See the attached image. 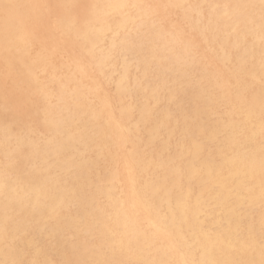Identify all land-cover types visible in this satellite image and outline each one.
I'll return each instance as SVG.
<instances>
[{
  "label": "rangeland",
  "instance_id": "1",
  "mask_svg": "<svg viewBox=\"0 0 264 264\" xmlns=\"http://www.w3.org/2000/svg\"><path fill=\"white\" fill-rule=\"evenodd\" d=\"M26 1L17 0L20 8L25 5V7L30 8L29 15L27 12L22 21H20V28L15 29L13 27L8 29L6 27L8 41L1 40L0 35V182L2 183H0V203L5 204L4 206L0 205V264H84V262L91 264V261L95 260L94 257L98 250L96 249L97 244L99 243L101 249L104 250L108 241L105 239L106 236L104 235V237L99 231L97 225L99 223L98 217L91 218L90 214L97 213L102 208H105L106 211L108 210L103 193L111 195L118 203L122 201L123 192L125 191V175L122 165L129 153L133 152L135 156L136 152L135 159L140 158V163H135L134 166H136L138 178L141 182L155 185L156 179L161 176V170L147 168L148 161H152V164L154 162L158 164L163 160L174 161L181 152L179 144L182 141H187L188 143L193 141L205 149V159L188 161L187 166H192L191 168H201L206 161V163L210 162L212 156L226 150L225 147L229 138L225 137L226 134L223 136L221 132L228 127V119L225 116L230 111L231 104L225 103L222 98V96L224 97L222 91L215 82L212 83L210 80L212 76L218 74L230 75L229 71H227L229 65L221 64L222 51L216 43L210 40L211 36L207 38L201 36L198 29L192 27L194 26L192 24L194 19L182 20V9L177 5L175 8L172 2L168 4L167 0L146 2L147 9L151 11V18H149L148 23L155 22L156 27L164 33L165 38H170V36L177 38L178 48L182 49L183 43L186 41L192 43L191 52L196 63L191 66L187 65L193 73L192 84L194 90L192 87H187L184 83H180V87L177 86V88L170 83L169 80L176 75V71L169 69L171 66L166 61L159 59L153 54L152 50L156 43L148 36L146 27L148 24L140 26L136 33L126 29L121 32L122 34L120 33V37L114 34V31L107 32L105 40L98 43V47L95 46V48L88 50L74 36L76 32L73 31L78 33V30L81 29L79 34H82L85 26H98L93 19L92 21L84 18L85 10L88 9L89 5L95 4L94 1L96 0H28L27 4L25 3ZM57 2H60L61 5ZM76 3L86 5V7L78 10L72 9L70 6ZM195 4L203 8L206 16L211 10V8L208 10L206 3L202 4V0H190L188 3V5ZM68 6L71 8H69L70 10H67ZM42 10L44 11L42 12ZM0 14V34H3L7 21L4 19L6 15L2 12ZM76 14L79 16L78 20L75 19ZM66 17L68 19L70 17L73 18L69 19L70 28H67L69 24L65 22ZM53 19L54 23L52 22ZM45 20L46 23L48 21L47 24L49 26L44 23ZM140 20L138 18L137 22ZM58 26L63 28H58ZM72 38L74 39L72 40ZM123 45L125 46L123 47ZM121 48L123 49L121 50ZM107 51H110L114 61H112L111 65H107V68H102L98 63L101 62L102 53ZM38 53L43 60L37 58L40 57ZM34 61L37 62L35 63ZM229 68H232V65ZM56 70L57 72H53ZM76 72L78 75L75 74ZM69 75H73L72 78ZM20 86L21 88L19 89ZM232 86L233 80H230L228 88L231 89ZM15 89L17 92L14 91ZM200 89L204 91H200ZM7 90H9L10 94ZM197 90L203 92L201 95L204 96L203 99H201L202 97L200 98L198 105H196V98H194L197 96L195 95ZM30 92H33V94ZM157 92L160 93V96L155 97ZM158 97L159 99H156ZM7 98L12 99V101ZM23 98L24 101H22ZM218 99L222 101L220 102ZM18 101H21L20 107ZM14 107L19 108L15 110ZM9 110L12 114L8 113ZM15 113L17 114L16 116ZM195 117L196 119H194ZM21 122L22 124L19 125ZM112 125H117L119 130L124 132L122 145L116 143L118 132ZM156 125L158 126L156 127ZM43 127L47 128L44 129ZM153 129L154 131H152ZM169 130L174 132V134L169 132ZM151 136L153 138L156 137L159 144L153 147L148 146L146 141L152 138ZM163 142L166 143L164 144ZM161 149H163V152L160 151ZM156 156H159V158ZM176 161L178 162L177 159ZM6 163L7 165H5ZM171 164L168 166L173 167L174 171H176V168ZM200 164L202 165L200 166ZM48 168L50 169L49 171H47ZM81 168L83 169L81 170ZM84 173L86 174L84 175ZM169 173L171 175H169L168 180L170 183L172 182V188L175 189V173ZM59 179L64 186L68 185L69 190H66V192L68 191L67 193L62 191L63 195L58 196V198L61 196L69 198L72 195H78L79 198L69 200L66 207L62 210L61 217L55 219L53 216L54 198H51L52 201L50 200L49 203L41 205L37 203L35 194L47 186H52L53 182ZM7 180L10 181L8 182ZM18 185H22L26 198L29 200L33 199L29 201L30 220L27 223H23L13 218L14 221L11 223H14V225L3 232L10 223V216L17 210L16 202L21 198L19 194H16ZM190 186L196 187V183L192 182ZM98 190L100 191L98 192ZM161 203L164 205L168 204L164 199ZM245 206L248 210L251 209V202L245 200ZM259 208V206L255 207V212L252 211V214H257ZM86 209L89 211L88 214L85 212ZM91 210L93 211L91 212ZM15 220L18 221L15 223ZM106 220L110 221L109 216ZM31 227L32 229L29 231ZM209 227L212 228V226ZM213 228L219 230L218 227ZM141 229L147 231L149 229L148 223L143 224ZM105 231L108 235L106 238L111 239L107 227ZM5 235V239H3L2 237ZM159 246L162 247V245Z\"/></svg>",
  "mask_w": 264,
  "mask_h": 264
},
{
  "label": "bare ground",
  "instance_id": "2",
  "mask_svg": "<svg viewBox=\"0 0 264 264\" xmlns=\"http://www.w3.org/2000/svg\"><path fill=\"white\" fill-rule=\"evenodd\" d=\"M21 1H23V0H21ZM27 1L25 2L26 4H27ZM49 1H51V0H49ZM57 1H59V0H57ZM64 1H67V0H64ZM148 1L153 2L156 0H96V1H94L95 4L89 5L88 9L85 10L86 13H85L84 18L85 19H91V20L93 19L95 21V23H97L98 26H95V27L85 26L82 34L81 33L79 34V31L81 32V29L78 30V33H77V31H73V32H76L74 36H76L77 39L80 40L82 42V44L85 45L88 50H90L92 48H95V46H97L98 43H101L102 41L105 40V35L107 32H113L114 31V34H116L118 37H120V33L126 29L136 33V32H138L140 26L148 24L146 26L148 29V36L153 41H155L154 43H156L153 50H152L153 54L156 57H158L159 59L161 58L164 61H166L167 64H169L171 66V67H169V69H174L176 71V75L174 77H172L171 80H169L170 83H172V85L176 88H177V86L180 87L179 86L180 83H184L187 87L193 88L194 87L192 84L193 83V73H192L191 69L189 68V66L187 65V64H189L191 66V65H194L196 63V61L194 60V56L191 52V48L193 47L192 43L186 41L183 43L182 49L178 48L177 38H174V36H170V38H165L164 33L161 32L158 27H156L157 25L155 24V22L148 23L149 18H151V11L148 10L147 6H146V2H148ZM167 1H168V4L170 2H172L174 4L175 8L177 5L182 9V12H183L182 20L183 19H187V20L194 19V21L192 22V24L194 26H192V27H195L196 29H198V32H200L201 36H203L205 38H207L208 36H211L210 40L213 43H216L218 45V47H220V50L222 51L221 57H220L221 58V64L223 63L224 65H229L228 66L229 70L227 69V71H229L230 75L224 76L222 74H218L216 76H212V78L210 80V82L212 81V83L215 82V84L218 85V88L222 91V93L224 95V97L222 96V98L225 100V103L231 104L230 111L228 110L229 112L225 116L228 119V124H227L228 127H227V129H224L221 132L223 134V136L226 134L225 137L229 138V140L227 141L228 144L225 147L226 148L225 151H223L219 154H215V156H212L210 162L206 163L207 162L206 161L205 164L201 168L200 167L191 168L192 166L191 167L187 166L188 161H194V160H198L201 158L205 159V157H206L204 155L205 149L203 148V146H200L198 143H195L193 141L190 143H188L187 141H182V143L179 144V147H181V152L180 153L178 152L179 156L177 158H175L174 161L163 160L158 164L156 162H154L152 164V161H148L149 162L148 165L146 164L147 168H157V169L161 170V172H160L161 176L158 177V179H156L157 182L155 185H150L148 183L143 184L141 182V180L138 178L136 166H134L135 163H138V164L140 163V158L135 159L136 158V152H135V156H134L133 152L129 153L127 155V157L124 159L123 165H122L123 172L125 175V177H124L125 178V191L123 192L122 201L120 203H118V201L116 199H114L111 195L105 194L102 192L104 194L103 196H104V200H106L105 202L107 204L108 210L106 211L105 208H102V210H99L98 212L96 211L97 213H91L90 214L91 218L92 217H94V218L98 217L99 223H97V225H98L99 231L102 233V235L103 236L105 235L106 237H108V235L105 231L106 227H107L108 233L111 235V239H107L104 236L105 239L108 241L106 248L104 250L101 249V246L99 243L97 244V248L96 247L95 248L98 250L96 252V256L94 255L95 260H92L91 264H119V262H121V261H138V262H141V264H185V261H204V260H243V261L252 262V264H260V261L262 259H264V228H262V217H264V208H261L262 206H261L260 186H259V152H260V138H261L260 122H261L262 99H264V83H262V77H264V64H262V52H264V33L261 32V28H260L259 7L257 6L255 9H245V8L238 7V5H243V4H248V3H255L256 5H258L259 0H202V4L206 3L205 5H207L208 10L211 8V10H209L207 16L204 14L203 8H201L197 4L188 5L190 0H167ZM39 2H41V1H39ZM60 2H57V3L60 4ZM3 4H14V5L18 6L16 8L12 9L10 14L7 15L6 18H4V19H6L7 23L4 26L5 27L4 33L0 34V35H1V40L8 41L9 38L6 36L8 31H6V29L7 28L12 29L13 27L15 29L20 28V21H22L23 17L26 15L27 12L29 15L30 8L25 7L26 5L23 8H20L18 3H17V0H0V12H2V13H4V9L2 7ZM37 4H39V3H37ZM76 4H78V3H76ZM40 7H41V5H40ZM47 8H48V6H47ZM49 8L51 9L50 6H49ZM69 8L70 7L68 6L67 10L71 9V8L70 9ZM63 10H66V9H63ZM43 11L44 10H42V12ZM82 11H83V9H82ZM56 12H58V11H56ZM34 13H35V11H34ZM67 13H68V11H67ZM58 14H59V12H58ZM78 14L80 15V13H78ZM44 15H45V13H44ZM54 15H56V14H54ZM70 18H72V17H70ZM138 18H140L141 20L137 22ZM1 19H3V18H1ZM38 19H40V18H38ZM45 19H46V16H45ZM69 19L67 17H66V20L64 19L67 24L70 23ZM82 21H83V19H82ZM52 22L54 23V19ZM44 23H46V20ZM47 23H48V21H47ZM50 26H52V25H50ZM61 26H58V28ZM2 27H3V24H2ZM70 27H71V25L69 24L67 26V28H70ZM61 28H63V27H61ZM76 28H77V26H76ZM54 30L55 29L53 28V31ZM61 34H64V33H61ZM31 35H32V33H31ZM126 37L128 38V36H126ZM23 38H24V36H23ZM73 39L74 38H72V40ZM124 39H125V37H124ZM112 46H114V45L112 44ZM124 46L125 45H123V47ZM41 47H42V45H41ZM122 49L123 48H121V50ZM178 49H181V50H178ZM81 51H82V49H81ZM44 53H45V51H44ZM89 53H90V51H89ZM48 54H49V52H48ZM74 54H76V53H74ZM38 55H40V54L38 53ZM50 55H51V53H50ZM83 55H85V54H83ZM66 56H68V55H66ZM21 57L24 58L23 56H21ZM30 57H32V56H30ZM79 57H81V56H79ZM37 58H39V60H40V58L42 59L41 55H40V57H37ZM50 59H51V57H50ZM94 60H96V59H94ZM112 61H114L113 57H112L110 51L109 52L107 51V52L102 53L101 62H99L98 64H100V66H102V68H104V67L107 68L106 66L111 65ZM49 63H50V61H49ZM65 64H67V63H65ZM231 65H232V68H229ZM225 69H226V67H225ZM73 71H71V72H73ZM75 71H77V70H75ZM81 71H83V70H81ZM53 72H57V70L53 71ZM93 72H96V71H93ZM40 73H42V72H40ZM75 74H77V72ZM84 74L86 75V73H84ZM4 75H6V74H4ZM98 75H99V73H98ZM69 76H71V75H69ZM72 76H71V78H72ZM2 77H4V76H2ZM72 80H69V81H72ZM230 80H233V86L231 89L228 88ZM66 81H67V79H66ZM5 86H7V85H5ZM13 86H12V88H13ZM16 88H18V87H16ZM20 88H21V86L19 87V89ZM9 90H11V88H9ZM9 90H7L8 93H9ZM193 90H194V88H193ZM14 91H16V89ZM200 91H204V90L200 89ZM10 92L12 93V91H10ZM55 92H57V91H55ZM30 93L33 94V92H30ZM202 93L203 92H199L198 90L195 92V95H197L196 97H194V98H196L195 99L196 105H198V102H199L201 97H202L201 99L204 98V96L201 95ZM62 95H64V94H62ZM157 96H160L159 92H157L155 94V97H157ZM190 96H191V94H190ZM11 97H13V96H11ZM30 97H31V95H30ZM7 99H9V98H7ZM156 99H159V97ZM175 99H177V98H175ZM10 100L12 101V99H9V101ZM16 100H17V98H16ZM170 100H172V99H170ZM218 100L220 102L222 101L221 99H218ZM22 101H24V98ZM28 101H30V100H28ZM18 102L20 103V105H19V107H20L21 101H18ZM66 102H67V100H66ZM2 103H3V101H2ZM68 104H70V103H68ZM19 107H16V108H19ZM16 108H15V110H16ZM26 111H28V110H26ZM14 112H16V111H14ZM30 112H32V111H30ZM8 113H10V110ZM10 114H12V113H10ZM16 115L17 114L15 113V116ZM165 117H166V115H165ZM170 118H172V117H170ZM162 119H163V117H162ZM194 119H196V117ZM163 120H165V119H163ZM203 120H204V118H203ZM32 121H34V120H32ZM23 123H24V120H23ZM175 123H177V122H175ZM20 124H22V122L19 123V125ZM211 125H212V123H211ZM112 126L118 132V140L116 143L119 145H122V143L124 142V132L119 130V127L117 125H112ZM157 126L158 125H156V127ZM180 127H181V125H180ZM45 128H47V127H45ZM154 129H155V127H154ZM154 129L152 131H154ZM218 131H219V129H218ZM169 132L174 134V132H172L170 130H169ZM79 134H81V133H79ZM222 134H221V136H222ZM100 135H101V133H100ZM147 137H148V135H147ZM224 140H225V138H224ZM146 142H147V145L151 146V147L159 144L156 137L155 138H153V137L149 138V139H147ZM36 143H38V142H36ZM220 145H222V144H220ZM12 146H13V144H12ZM49 147H51V146H49ZM173 148H174V146H173ZM162 150L163 149H161L160 151H162ZM19 151H20V149H19ZM175 151H176V149H175ZM157 152H158V150H157ZM157 152H156V154H157ZM156 157L159 158V156H156ZM110 158H112V157H110ZM14 159H15V157H14ZM22 159H23V157H22ZM176 159L178 160V162L176 161ZM142 160H144V159H142ZM19 161H20V159H19ZM104 161H106V160L104 159ZM170 163L173 164V166L176 168V171H174L173 167L171 168L168 166ZM176 163H178V164L176 165ZM5 165H7V163ZM88 165H89V163H88ZM107 165H109V164H107ZM142 165H144V164H142ZM201 165L202 164H200V166ZM93 166H95V165H93ZM48 167H50V165H48ZM82 169L83 168H81V170ZM49 170L50 169L48 168L47 171H49ZM146 171H148V170H146ZM17 172L19 173V171H17ZM169 172H171L173 174L175 173L174 174L175 175L174 176L175 177V184H176V187L174 186L175 189L172 188V185H171L172 182L170 183V181L168 180L169 175H171ZM104 173H106V172H104ZM142 173H143V171H142ZM25 174H26V172H25ZM85 174L86 173H84V175ZM253 174H255V180L254 181L252 180ZM21 175H23V174H21ZM2 177H4V176H2ZM81 177H82V175H81ZM86 177H87V175H86ZM86 177H84V178H86ZM90 177H88V178H90ZM97 178H99V177H97ZM106 178H108V177H106ZM151 179H152V177H151ZM0 181H1V178H0ZM55 181L56 182H53L52 186L50 185V186L45 187L42 190L37 191V193L35 194V197L37 199V203H39L41 205H45L46 203H49L51 198H54L53 199V201H54L53 202V205H54V208H53L54 215L53 216L55 219H59L62 215V210L66 207L69 200L78 199L79 197H78V195H72V197H69V198H66L64 196H61L58 198V196L63 195L62 191L66 192V190H69V187H68V185L64 186L63 183H60V179L55 180ZM192 182L196 183V187L190 186V184H192ZM97 183H98V181H97ZM34 184H35V182H34ZM73 184H75V183H73ZM88 184L90 185V183H88ZM95 185H97V184H95ZM21 186L18 185L16 188V194H19L21 196V198L19 200L17 199L18 201L16 202L17 203L16 206H18V207H17V210L15 211V213H13L10 216V218H9L10 223L14 221L13 218L18 219L19 221H22L23 223H27L30 220V209H29L30 204H29V201H31L33 199L29 200L28 198L25 197L24 192H23V188ZM95 190L97 191V189H95ZM99 191L100 190H98V192ZM163 199H164V201L165 200L167 201V203H168L167 205H164L163 203H161ZM159 200H160V202H159ZM245 200L251 202V209L248 210L246 208ZM0 205L4 206L5 204L0 203ZM254 206L260 207L257 214H252V211L255 210ZM246 209H247V211H245ZM92 211L93 210H91V212ZM51 212H52V210H51ZM85 212H86V214L89 213V211L87 209L85 210ZM108 216L110 218L109 222L106 220ZM18 220H15V223ZM10 223L6 227V230H4V231L2 230L3 232L7 231L8 228H11L14 225V223H11V224ZM145 223H148V226H149V229L147 231L141 229V226ZM209 226H212V228H210ZM213 227H218L219 230H215ZM31 229H32V227L29 229V231ZM26 231L28 232V230H26ZM5 237H6V235L3 236L2 238L5 239ZM100 239H101V237H100ZM74 243H76V242H74ZM159 245H162V247ZM90 248H92V247H90ZM80 250H82V249H80ZM93 252H94V250H93ZM97 253H99V254H97Z\"/></svg>",
  "mask_w": 264,
  "mask_h": 264
},
{
  "label": "snow or ice",
  "instance_id": "3",
  "mask_svg": "<svg viewBox=\"0 0 264 264\" xmlns=\"http://www.w3.org/2000/svg\"><path fill=\"white\" fill-rule=\"evenodd\" d=\"M259 7V19H260V28L261 32L264 33V0H259V4L256 5L255 3H248L243 5H238L240 8L245 9H255ZM3 9L5 15H9L11 10L18 7L14 4H3ZM72 9L78 10L81 8L86 7V5L80 4H73L70 6ZM76 20L79 19L77 15L75 17ZM262 64H264V52H262ZM262 83H264V77H262ZM261 138H260V152H259V186H260V199H261V206L264 208V99H262L261 105ZM252 180H255V174L252 176ZM262 228H264V217H262ZM84 264H88V262H84ZM119 264H141L138 261H121ZM185 264H252L249 261L243 260H204V261H185ZM260 264H264V259L260 261Z\"/></svg>",
  "mask_w": 264,
  "mask_h": 264
}]
</instances>
